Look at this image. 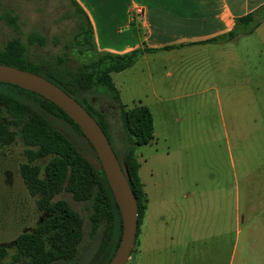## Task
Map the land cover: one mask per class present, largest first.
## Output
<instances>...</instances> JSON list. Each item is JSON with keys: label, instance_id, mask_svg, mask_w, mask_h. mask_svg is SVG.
<instances>
[{"label": "rangeland", "instance_id": "obj_1", "mask_svg": "<svg viewBox=\"0 0 264 264\" xmlns=\"http://www.w3.org/2000/svg\"><path fill=\"white\" fill-rule=\"evenodd\" d=\"M93 14L100 44L121 37L114 20L102 29ZM80 19L70 0H0V48L17 36L27 62L62 86L51 74L76 72L102 52L92 34L91 49L64 46ZM30 32L43 42H29ZM192 50L172 53L164 67L148 55L109 73L124 107L146 104L154 128L153 138L134 149L147 202L124 264H264V17L250 33ZM87 95L121 156L126 142L118 102L102 86ZM23 148L19 137L0 146V245L6 258L15 235L46 214L19 174ZM54 198L79 213L82 236L73 258L51 264H97L105 225L91 230L90 200H74L64 190Z\"/></svg>", "mask_w": 264, "mask_h": 264}, {"label": "trees", "instance_id": "obj_2", "mask_svg": "<svg viewBox=\"0 0 264 264\" xmlns=\"http://www.w3.org/2000/svg\"><path fill=\"white\" fill-rule=\"evenodd\" d=\"M70 1L74 12L82 19L78 21L72 42L68 41L64 46H75L79 51L91 49L92 28L87 15L76 0ZM263 17L264 1L234 17L233 25L227 31L202 41H225L250 33ZM15 18V14L10 17L16 26ZM27 40L42 43L43 36L30 32ZM168 47L170 45L162 48ZM154 49L135 47L123 53L102 52L96 59L82 63L76 72L64 70L59 72L60 77L51 74L52 78L61 82L60 87L72 94L96 119L107 138L108 129L103 114L92 107L87 93L102 86L118 102L126 145L122 155H116L126 168L127 181L136 200V233L147 197L138 175L139 163L134 149L151 140L152 114L146 105L139 102L124 107L109 73L131 65L143 51ZM0 63L39 74L42 70L36 64L27 62L25 44L17 36L6 40L0 48ZM16 137L24 145L25 154V160L18 164L19 174L36 208L46 214L31 230L15 235L13 251L8 258L6 247L0 245V264H51L54 260H69L75 256L82 236V218L67 200L54 198L62 190L69 192L74 200H90L88 218L92 231L104 223L103 246L97 264H105L117 244L121 221L103 170L96 168L83 155L88 153L97 158L93 146L77 123L53 101L33 90L0 81V146L9 145ZM39 159H44V162L40 164Z\"/></svg>", "mask_w": 264, "mask_h": 264}, {"label": "crops", "instance_id": "obj_3", "mask_svg": "<svg viewBox=\"0 0 264 264\" xmlns=\"http://www.w3.org/2000/svg\"><path fill=\"white\" fill-rule=\"evenodd\" d=\"M76 1L87 15L93 37L96 33L93 13L102 23V29H106L112 20L115 21L116 32L121 37L118 36L113 44H100L97 36L94 37L102 52L123 53L135 47H155L154 50L143 51L136 60L154 55L159 59L160 66L164 67L162 61L169 60L172 53L181 56L184 53L193 52L192 49L196 47L223 44L224 41L202 40L227 31L232 27L234 17L253 9L264 0ZM165 45L170 47L162 48ZM165 74L169 75V72ZM157 76L159 77L158 74ZM165 82L167 81H162V83ZM256 264L263 263L259 261Z\"/></svg>", "mask_w": 264, "mask_h": 264}, {"label": "water", "instance_id": "obj_4", "mask_svg": "<svg viewBox=\"0 0 264 264\" xmlns=\"http://www.w3.org/2000/svg\"><path fill=\"white\" fill-rule=\"evenodd\" d=\"M0 81L17 84L33 90L58 105L80 127L93 146L97 158L84 153V157L104 172L112 196L118 207L121 227L117 244L105 264H124L133 247L137 227V207L134 194L127 181L125 166L118 159L106 134L96 119L72 94L45 76L0 63Z\"/></svg>", "mask_w": 264, "mask_h": 264}, {"label": "built area", "instance_id": "obj_5", "mask_svg": "<svg viewBox=\"0 0 264 264\" xmlns=\"http://www.w3.org/2000/svg\"><path fill=\"white\" fill-rule=\"evenodd\" d=\"M139 11V10H138Z\"/></svg>", "mask_w": 264, "mask_h": 264}]
</instances>
